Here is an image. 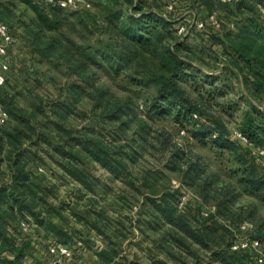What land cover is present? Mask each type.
<instances>
[{
	"label": "rangeland",
	"instance_id": "374dc122",
	"mask_svg": "<svg viewBox=\"0 0 264 264\" xmlns=\"http://www.w3.org/2000/svg\"><path fill=\"white\" fill-rule=\"evenodd\" d=\"M84 1L79 7L56 6L63 10L57 13L60 27L40 31L34 25L37 21L30 7L20 0H0L3 9L10 11L4 21L15 39L10 51L11 69L0 89V103L9 114L4 126H13L16 115L27 117L34 126L33 131H26L31 139L25 146L45 160L33 161L28 166L34 173L32 178L40 181L41 201L37 210L45 216V206L50 205L51 224H60L66 233V245L72 251L66 264H100L94 262V250L111 247L117 250L114 264H222L217 260L222 247L203 248L166 221L152 218L147 198L179 191L177 212L187 220L213 216L232 234L226 239L229 250L238 252L233 246L240 237L241 225L251 226L250 236L264 233V204L242 183V178L249 174L248 164L245 165L249 158H253V167L264 169V156L253 154L257 148L264 149V145L252 144L250 154L238 147L234 152L222 151L212 147L215 132L202 137L195 125L196 118L182 127L174 115L160 116L156 110L160 105L154 101L157 88L150 80L156 72L154 60L145 55L135 65L123 63L117 55L118 47L115 52L110 47L114 43L106 28V18L111 9L121 10L120 20L125 18L130 5L125 0ZM144 1V9L151 6L168 21L184 28L183 33L178 30L175 36L184 43L178 53L188 62L191 77H186L181 86L189 98H201V113L222 120L232 134H241L243 123L249 114L253 115L251 102H255L264 118V107L253 98L242 79L222 70L226 65L222 48L211 43L212 36L222 29H233L232 23L241 15L232 21L226 19L227 13L218 5L208 14L194 0H158L156 6L149 4L151 0ZM25 24L39 35L32 38L34 43L25 33ZM53 38L59 41L50 53L48 43ZM60 42L65 50L66 46L70 48L65 57L59 55ZM118 66L121 69L116 71ZM223 76L227 87L221 82ZM95 88L105 92L102 102L120 103L114 113L117 119H112L114 107L107 111L105 106H98ZM56 120H60L58 127L52 123ZM69 133L107 146L112 157L125 163L124 173L118 176L94 160H87L85 172L91 189L62 175L44 153L46 149L51 153V148L43 138L52 137L56 144L60 141L58 134L67 137ZM10 174L9 162L5 160L0 167V187H11ZM182 198L186 201L180 207ZM71 206L84 212L83 219L70 215ZM19 222L33 226L28 235L15 236L16 248L27 244V260H22V264H46L49 246L65 243L35 227L30 216ZM94 225L106 230V237L99 235ZM19 228L18 225V232ZM171 235L181 243L171 241ZM259 250L264 254V239ZM13 259L9 251H0V264H9Z\"/></svg>",
	"mask_w": 264,
	"mask_h": 264
},
{
	"label": "trees",
	"instance_id": "16d2710c",
	"mask_svg": "<svg viewBox=\"0 0 264 264\" xmlns=\"http://www.w3.org/2000/svg\"><path fill=\"white\" fill-rule=\"evenodd\" d=\"M20 1L33 10L37 21L34 25L40 28V31L45 30V27L49 31L60 27L57 13L62 12V8L47 6L44 0ZM125 1L130 5L125 18L120 20L123 14L121 10L117 9H111L106 18V28L109 29L111 41L114 43L110 47L114 52L116 51L115 47H118L117 55L123 60V63L135 65L145 55L154 60L156 72L150 75V80L155 83L157 88L154 101L160 105L156 107V110L158 109L160 112L159 115H174L175 121L182 127H184V123L190 124L191 120L194 121L196 118L195 125L198 126L200 133H203V138L212 136V132L216 133L217 137L211 140L213 148L234 152L238 147L244 153L250 154L247 144L230 133L222 120L200 112L201 98L197 100L189 98L182 88L183 81L185 82L186 77L191 76H189L190 72H187V67H190L188 62L178 53L181 47H184V43L178 42L176 39L175 33L180 29L176 26L177 22L168 21L151 9V6L144 9L147 5L144 0ZM194 1H197V6L205 9L208 14H211L212 9L217 8L218 5L219 9L227 13L226 19L232 21L237 15L242 16V19L240 16L235 23H232L233 29L228 31L222 29L217 35H213L211 43L222 48L224 54L222 56L226 63V68L224 67L222 70L238 75L246 89L252 92L253 98L264 107V0H237L232 3H223L218 0ZM158 2V0H151L149 4L156 6L159 4ZM3 6L0 4V22L6 24L4 20L10 11L6 8L3 9ZM259 7L262 9L259 10ZM54 17L55 22H53ZM6 25L9 27L8 23ZM28 28L29 25L25 24V33L31 37L28 36L29 41L34 43L32 38H38L39 35ZM58 41V38L50 40L48 43L50 53H52V46ZM59 45L62 49L59 53L61 57L70 54L68 46H66V51L62 42ZM46 57L50 58V55ZM79 67L81 68V66ZM83 67L85 68V66ZM120 69L121 67L118 66L115 70ZM185 74L187 76H182ZM224 78L225 76L221 80L222 84L227 81ZM224 85V87L229 86ZM95 93L99 95L98 106H105L107 111L114 107L115 110L111 112L114 116L112 119H117L118 115L114 113L119 109L120 103L117 104L109 100L102 102L105 92L95 88ZM251 106L254 109L253 115L249 114L247 121L243 123L241 134L255 146L264 145V118L261 116L262 113L258 112L255 102H251ZM9 113L16 115V112L13 111ZM14 120L16 122L13 126L0 127V167L6 160L9 162L10 172H12V175L10 174L11 184L8 185L11 187H0V251L5 249L14 255V259L9 264H22V260L25 258L24 248L27 244L16 248L13 236V234L20 233L17 227L21 218L30 216L37 228H43L47 232V236L62 240L65 245L68 243H66V233L61 225L51 224L50 205L45 206V216L37 210L41 201L38 197L40 181L37 178H32L34 173L28 166L32 165L33 161L45 162V160L25 146L31 139V134L26 131L27 129L33 131L34 126L25 116L16 115ZM58 121L60 120L52 121V123L58 127L60 126ZM57 136L60 141L56 144L52 142V137L43 138L47 146L51 148V153L47 149L43 152L49 156L65 177L72 178L91 189L88 175L85 172V161L87 160H94L118 176L124 173L125 163L117 157H112L108 147L101 142L82 140L81 136H76L74 133H69L67 137L61 134ZM195 138L199 139L197 136ZM249 160L245 163V165L248 164L249 169L246 170L249 171V174L242 178V183L245 184L248 191L255 193L258 200L264 204V169L253 167V158H249ZM178 194L179 191L162 192L157 198H147V203L151 206V217H158L162 221H166L203 248L222 247V254H217V260L222 264H256L250 251L232 252L229 250V242L226 239L232 234L213 216L203 220H187L183 215H180L175 204ZM57 214L61 219L65 218L61 212L58 211ZM70 215L75 219H83L82 216L74 214L71 210ZM93 227L99 235L106 237V230L104 231L101 226L94 225ZM8 228L12 229V233L8 232ZM173 237L175 236H170L171 241L176 244H178L177 242L181 243L180 239ZM251 238L263 244L264 233L259 232L257 235L253 233ZM116 251L115 247H111L101 248L99 251L94 250L93 253L97 257L98 263L111 264L117 256ZM46 259L48 262L50 258Z\"/></svg>",
	"mask_w": 264,
	"mask_h": 264
},
{
	"label": "built area",
	"instance_id": "2783aa9c",
	"mask_svg": "<svg viewBox=\"0 0 264 264\" xmlns=\"http://www.w3.org/2000/svg\"><path fill=\"white\" fill-rule=\"evenodd\" d=\"M47 5L50 6H61V7H79L85 3L84 0H44ZM168 10L172 9L171 5L167 6ZM197 28H201V25L197 24ZM184 28L179 29V33H183ZM14 36L12 35L9 27L0 22V87L4 86L7 80V74L11 69V59L10 51L14 44ZM9 120V114L4 106L0 103V127L4 126ZM236 138H238L243 143L252 146L248 140L241 134L234 133ZM254 155L257 157L264 156V149L257 148L254 150ZM186 198L181 199L180 207L185 203ZM21 234L28 235L31 231V224L21 222L19 225ZM251 226L249 224H243L240 226V237L237 239L234 250L237 251H250L254 256L256 264H264V254L259 250V241L252 239L249 232ZM49 261L47 264H66L68 260L71 259L72 251L70 248L62 243L55 242L51 244L48 248Z\"/></svg>",
	"mask_w": 264,
	"mask_h": 264
},
{
	"label": "crops",
	"instance_id": "0c3cea01",
	"mask_svg": "<svg viewBox=\"0 0 264 264\" xmlns=\"http://www.w3.org/2000/svg\"><path fill=\"white\" fill-rule=\"evenodd\" d=\"M18 225H20V222H19V224H18ZM35 227H36V226H35ZM8 231H9V233H12V230H11V228H8ZM19 232H20V230H19ZM20 233H21V232H20ZM11 236H12V235H11ZM13 236L15 237V236H18V235H17V234H13ZM48 237H50V236H48ZM40 253H41V255H44L43 251H42V252H40ZM84 254H85V253H84ZM93 259H94V260L96 259L95 261H94V260H93V261H94L95 263H97V258H96L95 256H94V258H93ZM23 260H25V261H26V260H27V257H26V258H24ZM44 260H45V258H44ZM115 260L117 261V259H115ZM46 263H47V259H46ZM118 263H119V262H117V264H118ZM111 264H114V263H111ZM119 264H120V263H119Z\"/></svg>",
	"mask_w": 264,
	"mask_h": 264
},
{
	"label": "water",
	"instance_id": "95a60500",
	"mask_svg": "<svg viewBox=\"0 0 264 264\" xmlns=\"http://www.w3.org/2000/svg\"><path fill=\"white\" fill-rule=\"evenodd\" d=\"M70 210H71L74 214H76V215H78V216H83V215H84V212L79 211L75 206H71V207H70Z\"/></svg>",
	"mask_w": 264,
	"mask_h": 264
}]
</instances>
